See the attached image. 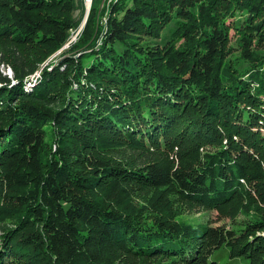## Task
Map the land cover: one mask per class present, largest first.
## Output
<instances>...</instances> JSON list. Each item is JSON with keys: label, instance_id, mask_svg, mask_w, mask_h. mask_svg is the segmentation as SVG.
Here are the masks:
<instances>
[{"label": "trees", "instance_id": "1", "mask_svg": "<svg viewBox=\"0 0 264 264\" xmlns=\"http://www.w3.org/2000/svg\"><path fill=\"white\" fill-rule=\"evenodd\" d=\"M84 3L0 0V264H264V75L231 64L226 23L244 13L256 60L264 0H94L43 67ZM172 195L253 220L194 227Z\"/></svg>", "mask_w": 264, "mask_h": 264}, {"label": "rangeland", "instance_id": "2", "mask_svg": "<svg viewBox=\"0 0 264 264\" xmlns=\"http://www.w3.org/2000/svg\"><path fill=\"white\" fill-rule=\"evenodd\" d=\"M100 8L108 7L112 2L116 0H100ZM94 0H85V16L80 23L79 27L76 30H73L71 33V37L69 41L66 43L64 48L54 55L47 62L43 64V67L49 64V68H51L57 61L61 58V54L64 50H66L72 43L78 41L81 32L84 29L90 11L92 9ZM106 15V14H105ZM244 17L243 12L237 11L234 17H230L227 20V24L229 25V32H230V40L228 43V59L233 66H236L237 69L244 73L243 78H247L248 83L250 84L252 89H255L258 86L257 81L252 80L250 78V72H258L264 75V41H257L254 46V50L257 54V59L252 60H245L242 57L241 51V43L239 40V36L237 33L238 23ZM176 19V18H175ZM237 22V23H236ZM175 26V21H173L164 31L163 38L161 42L167 40L171 36V31ZM6 72L11 74V69L9 67L6 68ZM40 72V71H38ZM30 84L28 83V86ZM149 196L148 190L138 189L135 187L133 191V199L137 202L139 210H141V214L143 218L149 219L150 216H153V212L145 207L146 199ZM171 200L176 209V218L186 224L192 225L194 227L199 225H223L228 228H239L245 226L248 222L253 220V216L251 214H246L244 212L240 213L238 216L234 218H220L218 213L215 210L205 209L202 206L191 207L188 203H185L179 196L172 195ZM261 234H264L262 232ZM212 260H216L219 264H249V260L244 257L232 258L230 256L229 247L224 246L218 250H216L211 255ZM162 264H180L179 260L169 259L162 262Z\"/></svg>", "mask_w": 264, "mask_h": 264}, {"label": "bare ground", "instance_id": "3", "mask_svg": "<svg viewBox=\"0 0 264 264\" xmlns=\"http://www.w3.org/2000/svg\"><path fill=\"white\" fill-rule=\"evenodd\" d=\"M87 1V0H86ZM40 76V72H37V73H35L32 77H31V79H32V82H29V84L31 83H35V81H36V79L38 78Z\"/></svg>", "mask_w": 264, "mask_h": 264}]
</instances>
